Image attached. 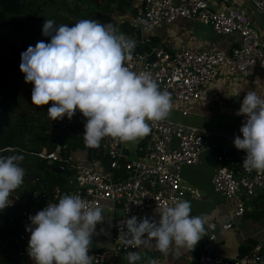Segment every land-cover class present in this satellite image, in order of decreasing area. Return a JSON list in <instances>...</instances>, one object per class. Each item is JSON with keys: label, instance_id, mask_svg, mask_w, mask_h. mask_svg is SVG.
Instances as JSON below:
<instances>
[{"label": "clouds", "instance_id": "clouds-1", "mask_svg": "<svg viewBox=\"0 0 264 264\" xmlns=\"http://www.w3.org/2000/svg\"><path fill=\"white\" fill-rule=\"evenodd\" d=\"M42 34L50 42L38 41L21 54L20 71L25 83L33 85L31 102L37 107L51 102L47 112L53 121L70 120L79 110L86 118L87 147L98 148L105 137L121 142L144 138L151 132L148 121L170 115L171 94L160 90L151 73L125 66L133 58L136 42L111 23L82 19L69 26L49 19ZM236 114L246 117L242 138L233 141L246 153L243 167L264 172V98L255 90L247 91ZM23 159V155L0 156V210L11 206L10 194L23 184ZM191 211L190 201L178 200L161 210L158 221L132 216L123 235L137 248L155 240L162 254L173 245L194 248L205 233L207 217L193 216ZM104 219L102 206L66 194L30 217L28 255L35 264H91L92 236ZM142 259L141 252L127 253L128 264ZM146 264L157 261L149 259Z\"/></svg>", "mask_w": 264, "mask_h": 264}, {"label": "built area", "instance_id": "built-area-1", "mask_svg": "<svg viewBox=\"0 0 264 264\" xmlns=\"http://www.w3.org/2000/svg\"><path fill=\"white\" fill-rule=\"evenodd\" d=\"M242 3L250 4L264 15V0H131L117 20L127 22L136 30V46L142 50L133 51V58L125 61V66L133 71L151 73L160 90L171 94L174 107L182 115L206 95L218 77L245 75L252 67L264 74V31L250 27L248 15L239 8ZM178 19L197 21L218 35L234 34L236 44L227 53L187 44L173 52L153 46L149 37L151 31L160 23L171 24ZM259 96L264 98V92ZM59 123L53 121L52 125ZM148 123L151 132L146 136L139 159H124V142L105 137L101 140L107 158L105 171L89 164L74 166L73 189L68 195H79L93 206L109 202L121 209V217L114 224L110 249L90 251L91 264H115L119 255L136 249L123 235L126 220L132 216L149 218L181 200L180 170L196 164L199 154L207 147V140L198 128L168 119ZM36 156L51 163L58 159V151L39 152ZM216 162L218 166L209 183L214 191L232 203L220 226L228 229L232 218L243 214L245 197L264 195V172L246 170L243 160L236 161L230 156H219ZM119 172L126 177H116ZM62 197L54 195L53 203H58ZM10 200L11 205L23 204L25 198ZM215 238L214 233L207 236L192 264H264V257L262 262L258 255V246L232 259L215 256L212 253Z\"/></svg>", "mask_w": 264, "mask_h": 264}, {"label": "crops", "instance_id": "crops-1", "mask_svg": "<svg viewBox=\"0 0 264 264\" xmlns=\"http://www.w3.org/2000/svg\"><path fill=\"white\" fill-rule=\"evenodd\" d=\"M239 8L248 15L252 29L258 32L264 31L263 14L254 10L248 3L240 4ZM109 23L122 33L117 22L110 21ZM126 36L136 39L135 36ZM149 37L153 46H161L167 52H173L187 44L202 50H215L227 53L237 41V36L234 34L218 35L208 26L188 19H178L171 24L160 23L151 31ZM249 90H255L258 95L260 92H264V74L257 67H252L250 72L245 75H234L227 78L218 77L210 85L206 95L187 108L186 115H182L178 108L173 107L170 115L166 118L183 126L198 128L207 140V147L199 154L196 164L183 167L180 170L181 200L190 201L191 215L207 217L205 233L194 248L173 245L166 254H162L156 248L155 240H151L150 243H146L143 247H136L132 251L141 252L143 257L139 264H146L149 259H155L157 264H192L194 260L192 256L193 250H199L210 233H214L216 236L212 253L225 259L240 256L248 252V249L250 251L254 246L259 247L264 243V195L257 194V196L251 198L245 197L247 200H245L246 208L243 214L232 218L230 228L221 229L220 226L225 222L227 218L226 212L230 209L232 203L226 201L223 196L214 191L209 183L212 172L218 166L217 157L230 156L236 161L245 158L246 153L242 150H237L233 141L236 136H241L242 138L240 128L246 117L243 115L238 116L236 113L239 111L243 99ZM55 121L60 123L52 125L53 121L50 122L52 130H60L68 125L67 117ZM61 122L63 125H61ZM146 138L133 142H124V159H139L142 155L140 150L144 147ZM59 148H64V143H59L56 149ZM100 148L101 153L98 157L87 158L86 151L78 147L68 149L67 153L62 155L63 157L65 156L66 169L62 170V167H57L62 170V173L58 174L63 176L65 183L60 187H53L51 195H47V193L43 195L40 191L34 193L31 198L34 205L27 221L24 220L26 228L31 226L30 217L38 212L37 206L40 205L45 208L49 203H53L54 195L64 196L73 189L75 165L89 164L102 169V171L107 169V158L102 150L101 142ZM115 176L120 177V179L126 177L121 172ZM28 186L22 184L21 188L27 191ZM10 196L13 195L10 194ZM16 197L23 196H14V198ZM23 198L26 199V197ZM101 206L104 208L105 219L96 226L95 233L92 236L90 251L110 249L112 245L111 237L114 234V224L121 217L119 205L103 202ZM30 208L31 206L26 209ZM160 213H154L149 218L158 221ZM30 235V232L27 231L23 237L24 239H30ZM22 259L23 264H35L28 252L22 254ZM115 264H128L127 253L119 255Z\"/></svg>", "mask_w": 264, "mask_h": 264}, {"label": "trees", "instance_id": "trees-1", "mask_svg": "<svg viewBox=\"0 0 264 264\" xmlns=\"http://www.w3.org/2000/svg\"><path fill=\"white\" fill-rule=\"evenodd\" d=\"M39 0H0V41L6 44L7 40L14 36L24 33V26L29 21L30 15ZM41 5L42 11L51 12L53 17L42 15L46 20H53L57 25L67 24L71 26L72 21L82 19L98 20L102 23L100 16L108 15L106 23L114 21L116 15L124 13L129 7L131 0H44ZM103 10H100L101 7ZM59 10H63L67 15L55 16ZM110 12L115 15L111 16ZM52 17V18H51ZM57 18V20H56ZM44 23H36L34 28ZM120 31L129 36H137L136 30L132 29L127 22H118ZM38 30V29H36ZM39 31V30H38ZM38 41H44L39 39ZM46 43V41H44ZM37 41L33 44L36 45ZM8 47V46H7ZM142 50L136 46L134 51ZM12 54V52H11ZM10 60L8 68H4L0 59V78H6L10 74L9 68L17 65V59ZM5 70H4V69ZM31 83H25V79L17 91L15 104L9 113V124L4 129L0 139V156L23 155L24 159L20 166L25 169L23 184L29 185L27 191L22 190V185L14 190L11 195L32 198L34 193L41 192L43 195H51L53 187H60L65 182L63 176L58 173L49 172L53 166H60L65 170V155L68 149L75 147L86 151L87 158L98 157L101 153L98 148H90L84 142V125L86 118L76 111L75 115L69 120L68 125L60 130H51L47 109L49 105L37 107L31 102ZM2 89H0L1 93ZM52 119V118H51ZM55 131V132H54ZM57 142L64 143V148L56 149ZM58 151V159L51 163L39 158L36 153ZM30 209H26L20 204L11 205L0 210V264H23L22 254L28 252V239H20L19 234L24 235L26 231L25 221L34 205L32 200ZM264 206V205H263ZM42 206H37V211L43 210ZM255 216V215H254ZM249 251V249L247 250ZM258 255L264 257V243L259 246Z\"/></svg>", "mask_w": 264, "mask_h": 264}, {"label": "water", "instance_id": "water-1", "mask_svg": "<svg viewBox=\"0 0 264 264\" xmlns=\"http://www.w3.org/2000/svg\"><path fill=\"white\" fill-rule=\"evenodd\" d=\"M40 3L38 1L34 7V10L31 14V18L24 26L26 31V35L19 40L18 47H8V49L12 52L14 57L18 60V64L9 68L10 75L6 78H0V87H2V91L0 93V139L2 137L4 129L9 124V113L12 106L15 104V100L17 97V91L22 85L25 76L20 71V63H21V54L27 50L29 46H33L36 40L40 39V32L34 28L35 23L43 20L41 19L37 13L40 11ZM102 23L107 24L108 15L103 14L100 16ZM60 142H57V146ZM1 151V148H0ZM52 173H62V170L57 167L53 166L48 169ZM32 204L31 198H26L22 206L25 208H29ZM192 256L194 259H197L199 256V250L195 249L192 252ZM261 261L262 258H260Z\"/></svg>", "mask_w": 264, "mask_h": 264}, {"label": "rangeland", "instance_id": "rangeland-1", "mask_svg": "<svg viewBox=\"0 0 264 264\" xmlns=\"http://www.w3.org/2000/svg\"><path fill=\"white\" fill-rule=\"evenodd\" d=\"M39 1H41V3H40V6H39V8H40V11L37 13V15L41 18V19H43V20H41V21H39V22H37V23H44L45 21H46V19H45V17L43 18V14L44 15H48V14H50L51 12H45L44 13V11H42V8H41V5H43L44 3H45V1L44 0H39ZM55 1H58V0H55ZM99 7H101V4L99 5ZM100 10H103V7H101V9ZM33 12V11H32ZM123 13V12H122ZM122 13H120V15L122 14ZM32 14V13H31ZM110 14H111V16H113V15H115V13L114 12H110ZM66 16L67 14L63 11V10H59V12H57V14H55V16H57L58 17V20H59V22L61 21V19L60 18H62V17H60V16ZM50 16H52L53 17V14L51 13L50 14ZM116 16H118V15H116ZM116 16H115V18H114V22H117V24H118V20L116 19ZM51 17V18H52ZM60 17V18H59ZM30 18H31V15H30ZM29 18V19H30ZM56 20H57V18H56ZM71 22V25L72 24H74V23H76L77 21H70ZM113 22V21H112ZM36 24V23H35ZM67 24H69L68 22H67ZM42 27H43V25L41 24V25H39V27L38 28H36V29H38L39 30V32H40V40L41 39H44V41H46V43H48V42H50V37H48V36H44L43 34H42ZM26 35V31L24 32V33H20V34H18V35H16V36H14L13 38H10V39H8L7 40V43L6 44H4V43H1V41H0V59H2V63H1V65L5 68H8L9 67V64H10V60H12L13 59V56H12V54H11V51L8 49V47H18L19 46V40L21 39V38H23L24 36ZM37 42H38V40H36ZM8 46V47H7ZM35 46V45H34ZM33 46V47H34ZM15 58V57H14ZM16 59V58H15ZM17 62H18V60H17ZM3 68V69H4ZM5 70V69H4ZM8 75H10V74H8ZM8 77V76H7ZM32 88H33V85L31 84L30 86H28V89H31L32 90ZM53 121V119H51V120H49V122L48 123H50V122H52ZM52 130V129H51ZM14 198V196H10L9 197V199H13Z\"/></svg>", "mask_w": 264, "mask_h": 264}, {"label": "flooded vegetation", "instance_id": "flooded-vegetation-1", "mask_svg": "<svg viewBox=\"0 0 264 264\" xmlns=\"http://www.w3.org/2000/svg\"><path fill=\"white\" fill-rule=\"evenodd\" d=\"M18 64V63H17ZM0 89H2V87H0Z\"/></svg>", "mask_w": 264, "mask_h": 264}]
</instances>
